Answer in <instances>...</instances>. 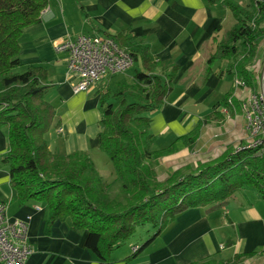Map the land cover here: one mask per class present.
Returning <instances> with one entry per match:
<instances>
[{
    "label": "trees",
    "instance_id": "16d2710c",
    "mask_svg": "<svg viewBox=\"0 0 264 264\" xmlns=\"http://www.w3.org/2000/svg\"><path fill=\"white\" fill-rule=\"evenodd\" d=\"M218 1L231 11L235 25L227 34L213 37L206 77L215 72L232 83L242 80L251 89L257 76L249 70L250 63L264 38V0H248L246 7L235 0ZM49 3L0 0V129H7L5 162L19 205L34 201L45 207L48 230L57 220L65 222L73 231L87 235L86 248L100 263L113 264V252L139 227L152 226L155 233L144 245H135L136 251L125 261L138 258L190 209L221 210L247 188L264 199V154L248 144L239 150L230 148L195 169L172 170L167 179H160L162 160L180 150L179 142L192 148L199 129L174 140L152 133V116L163 108L179 68L163 66L144 40L131 34L99 29L102 36L127 50L139 67L132 79L101 94L98 141L113 166L110 177L101 173L88 153L53 152L46 140L56 116L55 107L46 99L51 87L49 71L31 64L20 72L23 31L41 20ZM227 97L214 106L217 115L230 105ZM114 184L118 186L113 189ZM256 256L236 255L220 263L236 264ZM216 263L210 258L191 264Z\"/></svg>",
    "mask_w": 264,
    "mask_h": 264
},
{
    "label": "crops",
    "instance_id": "0c3cea01",
    "mask_svg": "<svg viewBox=\"0 0 264 264\" xmlns=\"http://www.w3.org/2000/svg\"><path fill=\"white\" fill-rule=\"evenodd\" d=\"M229 12L218 0H50L41 20L27 27L20 39L21 64L25 68L31 64L42 65L49 71L51 87L46 99L56 110L54 123L46 135L50 149L67 155L88 153L97 164L104 159L98 141L101 94L107 87L132 79L134 74L130 71L137 64L134 62L124 73L107 75L88 92L75 94L67 73L68 53L56 49L57 44L68 38L102 36L99 29L142 38L156 61L163 66H178L173 89L163 108L152 116L151 131L166 140L187 136L197 128L199 133L195 144L189 148L191 155L184 143L172 156L189 155L190 165H199L217 159L229 147L238 149L232 140L227 141L228 147L223 151L218 143L226 139L225 135H232L229 131L223 133V129L245 128L246 117L239 116L235 110L234 118L218 119L220 115L213 110L218 102L233 93L232 79L215 72L206 77L213 37L230 31L225 29L230 20ZM238 95L240 93L234 96L235 103L246 96ZM212 98H218L216 103ZM206 104L207 109H198ZM188 107L194 112L188 111ZM210 117L214 121L209 122ZM245 138L242 136L241 140ZM7 152V129L2 128L0 202L8 204L10 219L27 222L28 238L34 250L27 264H102L86 248L85 233L73 231L60 220L48 230L45 207L34 201L19 205L5 162ZM99 169L106 178L110 177V169ZM241 195L215 212L198 207L182 213L159 236L162 237L160 245L152 243L148 247L150 251L132 261H125L129 255L118 254L115 257L119 259L113 264H191L210 258L220 262L245 254H257L247 260L257 264L264 259V199L259 195L257 203H251L247 196L242 198ZM154 246L157 247L151 249ZM226 251L231 254L222 256ZM0 264L5 263L0 259Z\"/></svg>",
    "mask_w": 264,
    "mask_h": 264
},
{
    "label": "built area",
    "instance_id": "2783aa9c",
    "mask_svg": "<svg viewBox=\"0 0 264 264\" xmlns=\"http://www.w3.org/2000/svg\"><path fill=\"white\" fill-rule=\"evenodd\" d=\"M56 49L68 53L67 73L75 94L88 92L107 75L124 73L134 65V59L127 50L121 48L113 39L100 35L68 38L57 44ZM235 86L237 87H234L233 96L238 94L241 86L248 89L239 79L235 80ZM250 90L242 109L248 129L257 131L256 137L259 140L248 144V147L259 148V152L264 154V67L257 75L256 87ZM231 102L232 97L229 104ZM7 210L8 204L0 202V259L5 264H27L34 251L28 240L27 222L10 219Z\"/></svg>",
    "mask_w": 264,
    "mask_h": 264
},
{
    "label": "rangeland",
    "instance_id": "374dc122",
    "mask_svg": "<svg viewBox=\"0 0 264 264\" xmlns=\"http://www.w3.org/2000/svg\"><path fill=\"white\" fill-rule=\"evenodd\" d=\"M235 1L238 2V3H240L241 5H243L245 7L249 3L248 0H235ZM229 13H230V20L226 23L225 29L231 30L232 27L235 24V19H234L233 15H232L231 11ZM87 32H88V29L86 28V30L84 31V33L86 34ZM225 34H227V32ZM263 67H264V38L261 40V42H260V44L258 46V49H257V53H256L254 59L252 60V62L250 63L249 70L256 77L257 76V73H259ZM25 69H26L25 67L20 68V72L25 71ZM138 70H139V67H138V65H136L134 68L131 69L130 72L132 74H135V72L138 71ZM232 86L233 87H237V86H235V82L232 83ZM238 87H240V86H238ZM241 87L242 88H239V90L237 91V93H240L241 96L243 94L246 95L245 97H242L239 100V104L241 105V107H240V105L238 106V105L235 104V101L233 100L234 96H233V93H232L231 96L228 98V99H230L232 97V102L230 103L231 105L227 106L226 111H223L221 113L222 116L221 115H220L221 117L218 116V119L219 118H224V119H227L228 118V120H229L234 115V109H236V112H237V114L239 116H244L245 117V113H244V111L242 109V104L247 100L248 95H249V93H250L251 90L249 88L248 89H244L246 86H241ZM255 87H256V80H255V82L252 83V88H255ZM107 90H108V92H112L113 91V89H110L109 87H107L105 89V91H107ZM240 95H238V97ZM216 96H218V95H216ZM213 99H215V98H212V100ZM217 100H218V98H216L213 103H216ZM207 107H209V105L206 104V105L200 106L198 109L200 111H203L204 109H207ZM192 109L193 108H191V107H188L187 108L188 111L194 112V111H192ZM211 121H214L213 120V117H210L209 118V122H211ZM236 124H237V122H236ZM244 125H246L245 128H242L239 131H238V128L239 127L238 128H234V129H232V127H227V128H225V129L222 130L223 133H225V134H228V131L232 133V135H225L224 138H226V139L223 140V142H219L218 143L220 145L222 151L226 147H228V143H227L228 140H232V143L233 144L236 143L238 150L241 149L242 146H245V145L251 144V143L254 144V143H256L259 140L258 137H256V135H258L257 134V131H255L252 128L251 129L250 128L248 129V125L246 124V119L244 121ZM243 134H245V135H243ZM242 136L246 137L245 138L246 140H241ZM237 140H240V141H237ZM183 144L184 143H181L180 146H179V148H183ZM230 148L231 149H236L234 147L233 148L232 147H229V148H227V150H229ZM258 150H259V148H258ZM187 151H188V154H189V149L188 148H187ZM217 153L221 155L220 151L217 152ZM218 154H215V156L218 155ZM189 155H191V153ZM189 155H188V157H185V158L184 157L183 158H179L180 156L177 158L176 156H172V155L169 156V157L167 156L166 158H164L162 160V162H161V164L163 166V170L160 173V179L161 180L167 179L168 173L170 171H172V170L176 171V170L184 169V168H186L188 166H190V168H194L195 169L197 167V165L194 164V163H193V165L192 164L190 165V161H192V160L189 159ZM102 156H103L104 159H102V161L100 162V164H97V165L101 169L102 168L103 169H105V168H108V169L113 168V166L110 163V161H108V158H107L106 154L105 153H102ZM212 158H214V156H211V159ZM211 159H209V160H211ZM117 186H118V184H114L113 185V189L115 187H117ZM246 192H247V195H246ZM255 194H257V192L255 190H252V189L247 188V189L241 190L238 193H236V195L234 197H237L238 198L239 195H241V197L243 198V195H244V196H247V199L250 200L251 203H257V198H260V197L257 194L258 197L255 200V196H254ZM154 233H155V230H154V228L152 226L139 227L137 229V232L135 233V235L133 237H131L130 239H128L124 244H122L121 247H119L117 250H115L113 252L112 257L114 259H119V258H116L115 257V256H118V254L119 255H129V256L132 255L134 253V251H136V249H137V247L135 249H133V246H135L137 244L144 245L154 235ZM161 242H162V237H157L152 243H155V244H159L160 245ZM148 247L143 249V251L139 254V257L141 255H143V254H146L147 251H150V249H148ZM156 247L157 246H154L151 249H154ZM230 254H231V252L226 251V252H223L222 256H228ZM216 264H221V263L217 261ZM236 264H254V263H251V262L248 263L247 260L244 259L243 261H240V262H238ZM257 264H264V259H261V261H258Z\"/></svg>",
    "mask_w": 264,
    "mask_h": 264
},
{
    "label": "bare ground",
    "instance_id": "6f19581e",
    "mask_svg": "<svg viewBox=\"0 0 264 264\" xmlns=\"http://www.w3.org/2000/svg\"><path fill=\"white\" fill-rule=\"evenodd\" d=\"M27 234H28V228H27ZM28 240H29V238H28ZM31 244V243H30ZM136 248V246H133V249H135ZM30 259V258H29ZM29 261V260H28Z\"/></svg>",
    "mask_w": 264,
    "mask_h": 264
}]
</instances>
